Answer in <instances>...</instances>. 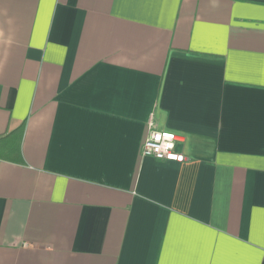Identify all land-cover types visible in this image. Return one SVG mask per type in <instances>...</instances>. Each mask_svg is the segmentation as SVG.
Instances as JSON below:
<instances>
[{"label":"crops","instance_id":"crops-1","mask_svg":"<svg viewBox=\"0 0 264 264\" xmlns=\"http://www.w3.org/2000/svg\"><path fill=\"white\" fill-rule=\"evenodd\" d=\"M0 264H264V0H0Z\"/></svg>","mask_w":264,"mask_h":264},{"label":"built area","instance_id":"built-area-1","mask_svg":"<svg viewBox=\"0 0 264 264\" xmlns=\"http://www.w3.org/2000/svg\"><path fill=\"white\" fill-rule=\"evenodd\" d=\"M177 142H180V138L175 133L152 130L142 145L141 155L157 161L182 163L185 157L175 151Z\"/></svg>","mask_w":264,"mask_h":264}]
</instances>
